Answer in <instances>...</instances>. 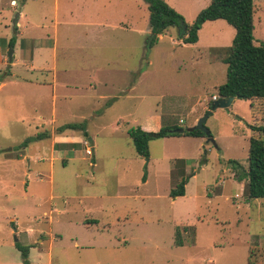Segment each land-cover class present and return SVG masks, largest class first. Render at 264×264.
Masks as SVG:
<instances>
[{
  "label": "rangeland",
  "instance_id": "374dc122",
  "mask_svg": "<svg viewBox=\"0 0 264 264\" xmlns=\"http://www.w3.org/2000/svg\"><path fill=\"white\" fill-rule=\"evenodd\" d=\"M13 1L0 0V264H21L13 244L39 239L29 264H163L168 256L179 259L171 264H206L185 261L192 256L212 257L213 264H247L249 256L264 264V199H248L227 164L235 160L245 169L249 138L264 141L247 128H264V100L235 99L212 111L204 122L212 142L154 138L147 158H140L126 134L138 126L158 131L195 124L225 81L222 49L233 28L206 22L196 42L184 45L172 27L149 45L150 36L136 32L147 28L142 0H56L55 11L54 0ZM163 1L185 24L209 2ZM253 4L252 42L264 43V0ZM83 20L106 24L92 34ZM13 36L40 41L33 60L54 73V101L50 74L27 71V52L20 57L16 44L7 46ZM10 51L14 64L6 68ZM65 124H82L87 137L56 132ZM53 135L81 144L51 150ZM69 146L83 158H59L49 169L50 152ZM181 178L184 195L170 198ZM175 229L181 248L172 244ZM194 237L197 246L189 248ZM210 240L214 250L206 247Z\"/></svg>",
  "mask_w": 264,
  "mask_h": 264
},
{
  "label": "trees",
  "instance_id": "16d2710c",
  "mask_svg": "<svg viewBox=\"0 0 264 264\" xmlns=\"http://www.w3.org/2000/svg\"><path fill=\"white\" fill-rule=\"evenodd\" d=\"M24 0H21V2ZM148 13L147 26L151 35V45L156 36L172 27L182 26L183 31L179 39L183 44H193L197 40V32L205 22L222 20L234 30V36L230 45L223 48L224 56L221 62L225 65V81L215 87V99L234 98L237 100L251 101L264 100V43L252 42V15L254 13V0H208V5L201 9L189 24H185L183 18L170 8L163 0H142ZM14 36L9 39L7 46L12 48ZM209 108V107H208ZM252 132L264 134L261 126H247ZM78 130L86 137L82 124H65L56 131ZM177 129L161 128L158 131H145L140 127L129 128L126 134L131 141L135 154L140 158H147V143L154 138L166 137H191L205 138L198 130L175 134L171 132ZM28 142L25 140L24 143ZM22 143V144H24ZM204 160L200 161L203 164ZM233 171V178L237 182H244L245 194L248 199H264V141L259 138H249L246 156V168L244 169L235 160L227 161ZM142 182L144 176H142ZM186 180L181 178L173 189H170V198L184 195ZM173 244L180 246V234L174 231ZM13 247L19 252L21 264H29L27 260L30 245L20 246L17 243ZM247 264H252L248 256Z\"/></svg>",
  "mask_w": 264,
  "mask_h": 264
},
{
  "label": "crops",
  "instance_id": "0c3cea01",
  "mask_svg": "<svg viewBox=\"0 0 264 264\" xmlns=\"http://www.w3.org/2000/svg\"><path fill=\"white\" fill-rule=\"evenodd\" d=\"M97 1V0H96ZM103 1H107V0H103ZM109 1V0H108ZM11 2H14L13 0H11ZM55 3H56V0H54V11H55ZM95 5V4H94ZM208 5V4H207ZM206 5V6H207ZM96 6V5H95ZM205 6V7H206ZM254 14V13H253ZM22 16V14L21 13H18V16H17V18L19 19L20 17ZM91 20H83V22H82V26H84V27H86L87 29L86 30H88L87 32H89V33H92L93 34V32H94V29L97 31V28H101V27H103V25H105L106 23H100V21H97L96 20V22H90ZM212 22V21H211ZM56 21H55V23L53 24V27L55 28L57 25H56ZM189 23H191V22H189ZM188 23V24H189ZM206 23V22H205ZM204 24V23H203ZM176 28V34H177V36L179 37L180 35H181V33H182V31H183V28H182V26H179V27H175ZM166 31V30H165ZM137 32V34L139 35V36H143V35H145V39H146V37L149 35L150 36V38H151V35H150V33H149V29H148V26H147V28L145 29V30H137L136 31ZM99 33V32H98ZM100 34V33H99ZM20 35V34H19ZM160 36H161V34L160 35H158V36H156V39H158V38H160ZM149 38V39H150ZM16 41V42H15ZM15 41H14V45L16 44L17 45V47H18V50H19V54H20V57H23V55H24V53H26L27 52V54H28V56L26 57V59H28V61H27V64H25V67L27 68V71H38V72H40V71H42V72H47L48 74H50V78H51V80H52V85H51V93H53L52 94V100L54 101L55 100V98H56V95H55V87H56V84H57V82L55 81V78H54V73H51L52 71L51 70H48V69H44V68H42V67H39V68H36L35 67V61L33 60V55H32V48L33 49H35V47H36V45H37V43H40V41L39 40H34V42H30L29 40H26V39H23V38H21V36H18V38H15ZM178 42H180L181 44H183L182 42H181V40L180 39H178ZM41 44V43H40ZM56 45V43H55V41H54V39H51V43H50V54H51V59H53L54 58V56H55V46ZM145 46H146V43L144 44ZM184 45H187V44H184ZM53 61H52V65H53ZM13 64L14 63H10V68H12L13 67ZM40 74V73H39ZM93 72H91L89 75H88V79H89V81H92L93 79H94V76H93ZM40 75H42V74H40ZM108 74L105 72V73H103L102 74V77H101V83H103V84H105V83H108L109 82V78H108V76H107ZM42 78V83L43 84H45L46 82L44 81V78L43 77H41ZM21 79H22V81H24V82H28L27 84H30V81H29V79L28 78H26V77H21ZM38 83H40V82H38ZM38 85H40V84H38ZM60 85H63V86H65V88H66V84H60ZM89 87L90 88H94L92 85H89ZM217 87V86H216ZM131 89V88H130ZM216 97V95L214 94V95H212V97ZM211 97V98H212ZM235 100V99H234ZM50 121H53V117L55 116L54 114H55V111H54V109H52V107H51V110H50ZM92 117H93V115H92ZM195 121V120H194ZM179 122V121H178ZM194 124H191V126H193ZM138 127H140L142 130H145V131H152V132H155V130H153V129H150V128H148V127H145V126H138ZM85 131V130H84ZM57 132V131H56ZM86 133V132H85ZM51 138H52V140H51V145H50V149L51 148H53L55 145L57 146V145H63V146H65V145H72V144H81L79 141H78V138H75V139H72V138H70V139H68L67 137H65V139H63V137H60V138H58V137H56L55 135H53V136H50ZM86 137H87V134H86ZM188 138H191V137H188ZM192 139H195V140H202L203 138H192ZM73 140H75V142L73 141ZM85 141L86 142H88V139H85ZM91 144V143H90ZM70 148H66V149H62V150H59L58 152H57V154H56V156H54V154H53V151H51L50 152V156H49V169H51L52 168V162L54 161V160H56V159H59V158H63L64 160H65V163L68 161V160H70V159H73V158H76V159H78V158H83L82 157V155H81V152H80V150L79 151H77V150H74L71 146H69ZM81 149H83V146L81 145ZM90 149H92V148H90ZM52 150V149H51ZM93 151V150H92ZM20 158V157H19ZM185 160V159H184ZM49 181L51 182V170H50V174H49ZM142 183H145V180L142 182ZM95 221L94 220H91V223H94ZM198 222H201V221H199V220H196V223H198ZM32 243H36L37 245L36 246H32V247H30L29 249L31 250V249H38L39 247H40V245H41V240L39 239V240H36V242H32ZM31 243V244H32ZM31 244H27V245H31ZM172 244H173V242H172ZM174 245V244H173ZM182 246H185L184 245V242L178 247V248H181ZM197 246V241H196V237H194L192 240H191V244H190V247L189 248H195ZM215 246H217V245H215ZM206 247L207 248H209V249H211V250H214L215 249V247L213 246V242H211V240L210 241H208L207 243H206ZM177 248V247H176ZM28 252H29V250H28ZM28 256V255H27ZM179 259L178 258H175V257H170V256H168V258H165L164 259V262H163V264H171V263H169V262H172V261H178ZM185 261L186 262H189V263H195V262H199V263H203V262H205L206 264H213V259H212V257H207V258H201V257H188V258H186L185 259Z\"/></svg>",
  "mask_w": 264,
  "mask_h": 264
},
{
  "label": "water",
  "instance_id": "95a60500",
  "mask_svg": "<svg viewBox=\"0 0 264 264\" xmlns=\"http://www.w3.org/2000/svg\"><path fill=\"white\" fill-rule=\"evenodd\" d=\"M18 14H16V18H17ZM14 27V25H13ZM11 51L9 52V54L7 55V67H9V63L11 62ZM234 101V98H217L215 100H213L210 105H209V109L203 114V116H201L199 119H197V121L195 122V124L191 127L188 128H178L175 130H172L171 132L175 133V134H182L183 132H190L193 130H198L201 133H203L205 139L209 142H212V139L210 137V133L209 131L205 128L204 126V122L207 119V117L209 116V114L214 111L215 109H227V107ZM88 143H91L90 139H88ZM92 152V149H91Z\"/></svg>",
  "mask_w": 264,
  "mask_h": 264
},
{
  "label": "built area",
  "instance_id": "2783aa9c",
  "mask_svg": "<svg viewBox=\"0 0 264 264\" xmlns=\"http://www.w3.org/2000/svg\"><path fill=\"white\" fill-rule=\"evenodd\" d=\"M10 4H11V5H14V2H11ZM211 99H212V100H215L214 97H212ZM86 152H87V154H89V155L92 154L91 149H90V151L88 150V151H86Z\"/></svg>",
  "mask_w": 264,
  "mask_h": 264
}]
</instances>
